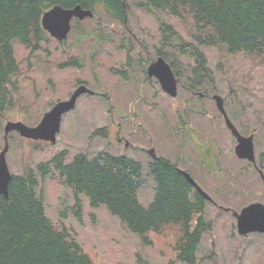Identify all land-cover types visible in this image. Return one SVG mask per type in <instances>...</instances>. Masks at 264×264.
<instances>
[{
    "label": "rangeland",
    "instance_id": "374dc122",
    "mask_svg": "<svg viewBox=\"0 0 264 264\" xmlns=\"http://www.w3.org/2000/svg\"><path fill=\"white\" fill-rule=\"evenodd\" d=\"M127 1L131 6L126 12V24L111 17H100L98 13L81 20L72 19L68 36L62 43L49 40L32 54L28 48L13 43L15 56L21 64V75L19 89L12 97L14 106L0 114V151L6 136V162L11 174H19L27 167L34 169L60 150L67 151L68 160L79 151L89 155L102 151L131 157L142 164V182L137 196L139 202L147 206L153 198L152 179L147 173L151 159L141 149L151 146L157 155L173 160L176 149L183 146L187 151L179 149L178 153L192 161L184 162L191 168L182 166V169L190 172L203 191L211 195V187L219 184L209 183L213 174L207 172L206 164L200 162L198 144L190 136L186 137V142H181L178 136L169 135L171 126L167 125L174 128L190 124L195 129L197 141L211 144L212 151L218 153L220 167L228 163L237 169L238 164L232 163L235 162L232 160L235 156L234 137L229 134L211 101V95L216 93L224 99V107L232 123L245 135L254 132L255 152H264V64L255 56L226 54L218 47H205L203 50L213 80L208 82L210 79H205L203 84L193 86L195 93L203 92L204 96L194 94L191 97L182 87L189 82L181 77L177 95L172 98L161 91L154 77L147 81L143 73L156 58L155 50L162 37V21L172 25L182 40L188 42L191 41L190 35L183 21L189 18L180 21L159 10L136 8L133 3L137 0ZM97 27L108 39L93 38ZM92 31L95 34L90 38L88 33ZM178 50L176 46L167 52L171 59H176L173 69L179 74L187 71L190 75L195 59ZM72 60L80 66L67 63ZM167 63L170 65L169 61ZM78 79L93 89L94 95L78 98L74 108L62 115L54 143L27 139L15 130L5 134L3 130L7 121L19 120L28 126L36 125L51 104L68 98ZM183 101L190 102L186 104ZM195 101L204 104L198 107L193 103ZM190 105L201 113L185 117L184 112ZM176 110L178 113L175 115ZM165 111L171 114L166 116ZM101 128L107 132H104L105 137L92 135ZM134 131L136 135H133ZM118 137L127 139L133 147L129 144L125 148L124 141H118ZM36 177V191L43 197L47 216L55 225H64L71 232L93 264H137V253L149 264H182L174 261L170 237L150 232L146 234L150 241L147 243L110 213L105 205L93 207L84 196H81L82 211L78 219L72 212V191L62 184L57 173L52 170L42 179L38 174ZM247 185L248 192L244 198H236V194L228 191L216 200L217 204L230 208L229 212H239L249 202H264V187L258 183L255 174L248 178ZM229 212L206 201L204 215L215 223L201 239L199 263L213 264L215 260L218 264H235L227 244L236 247L240 242L236 260L239 264H258V260L264 264V233H250L245 239L229 235L230 240L227 241L224 234L236 226L235 217ZM210 254L213 259L208 258Z\"/></svg>",
    "mask_w": 264,
    "mask_h": 264
},
{
    "label": "trees",
    "instance_id": "16d2710c",
    "mask_svg": "<svg viewBox=\"0 0 264 264\" xmlns=\"http://www.w3.org/2000/svg\"><path fill=\"white\" fill-rule=\"evenodd\" d=\"M133 4L146 11H162L180 21L189 18L183 23L191 41L182 40L172 25L162 21V37L155 51L170 62L176 77L184 78L194 87L205 79L213 80L205 47H218L226 54L255 56L264 64V0H137ZM55 5L64 8L80 5L90 9L93 15L99 13L100 17H111L122 24H126L131 6L127 0H0V114L14 106L13 93L19 89L21 64L13 43L28 48L32 54L42 44L55 40L41 25L42 14ZM101 31L97 27L96 34L94 31L88 34L90 38L95 34V39H108ZM176 46L180 53H189L195 59L190 75L173 69L176 59H171L168 53ZM104 132L105 128L96 129L92 135L105 137ZM212 154L218 155L211 149L208 155ZM175 165L162 156L147 165L153 186V198L147 206L137 196L142 164L125 155L102 151L89 155L79 151L68 160L67 151L60 150L34 169L27 167L19 174H11L7 197L0 195V264H93L71 232L64 225H55L46 214L43 197L36 191V176L42 179L52 170L71 189L72 212L76 218H81V196H84L93 207L105 205L147 243L150 241L146 234L150 232L170 237L175 262L200 264L201 239L215 222L204 215V197ZM217 192L224 194L227 189L221 186ZM235 227L224 234L227 241L229 235L241 236ZM227 245L233 255L232 263L239 264L236 260L240 242L236 247ZM211 255L209 259H213ZM257 263L261 264V260ZM137 264L149 263L137 253ZM213 264L218 263L213 260Z\"/></svg>",
    "mask_w": 264,
    "mask_h": 264
},
{
    "label": "water",
    "instance_id": "95a60500",
    "mask_svg": "<svg viewBox=\"0 0 264 264\" xmlns=\"http://www.w3.org/2000/svg\"><path fill=\"white\" fill-rule=\"evenodd\" d=\"M93 15L90 9H84L80 5H75L70 8H64L55 5L45 11L41 16V25L50 36L57 40L66 38L70 29V19L75 17L83 19ZM149 76H155L159 81L161 88L170 96L176 95V80L170 66L162 57L150 63L147 68ZM90 92L84 85L78 86L66 100H60L45 113H43L39 122L34 126H28L22 121H7L4 127V132L7 134L11 130H15L20 136L33 139L44 140L54 143L56 134L60 129L61 117L64 113L72 109L75 105L77 97L84 93ZM216 102V107L222 112L226 126L230 129L236 138V145L234 146L235 154L240 158L253 159V141L252 135L242 136L236 130L232 122L229 120L223 106V98L215 94L213 96ZM0 151V195L7 197L8 183L10 180V171L6 163V152L8 150V143L6 141ZM181 174L186 178L188 183L192 185L195 190L206 199L210 197L200 188L195 180L185 170H180ZM236 219V230L239 235H246L250 232L264 233V206L261 203H250L239 212H233Z\"/></svg>",
    "mask_w": 264,
    "mask_h": 264
},
{
    "label": "flooded vegetation",
    "instance_id": "af4514ba",
    "mask_svg": "<svg viewBox=\"0 0 264 264\" xmlns=\"http://www.w3.org/2000/svg\"><path fill=\"white\" fill-rule=\"evenodd\" d=\"M158 57H162L161 55H159V54H157L156 55V58L155 59H157ZM154 59V60H155ZM154 60H151V62H153ZM71 62V63H70ZM150 62V63H151ZM69 65L70 64H72V65H76V66H80V64L78 63V62H76L75 60H72V61H68L67 62ZM149 63V64H150ZM148 67V66H147ZM171 67V66H170ZM172 69V68H171ZM173 71V70H172ZM145 76V79L147 80V81H150V79H152L153 77H150V76H148V74H147V68L145 69V73H143ZM173 74H174V72H173ZM174 77L176 78V80H177V85H178V83L180 82V80H179V78L178 77H176V75L174 74ZM156 79V78H155ZM81 85H84L86 88H88L90 91H92V93H90V92H84V93H82V94H80L79 96H78V98H80V97H82V96H93L94 95V90L93 89H91L85 82H83V80H80V79H78L77 81H76V83H75V87H74V89H76L78 86H81ZM182 87H184V89H185V91H187V92H189L190 93V95H191V97H193V95L194 94H198L199 96H202L203 94V92H197V93H195V88H193V86L191 85V84H189V85H185V86H182ZM73 89V90H74ZM73 92V91H72ZM71 92V93H72ZM71 93L69 94V96H68V98L70 97V95H71ZM215 94V93H214ZM214 94H212L211 95V98H212V102H214V104H215V107H216V102H215V100H214V98H213V96H214ZM204 96V95H203ZM206 96V95H205ZM176 97V96H175ZM67 98V99H68ZM77 98V99H78ZM65 100V99H64ZM57 102V101H56ZM183 102H185L186 104H188L190 101H183ZM182 102V103H183ZM170 103H177L176 101L175 102H170ZM193 103H195L196 105H199L198 107H201V105L200 104H204L203 102H201V101H195V102H193ZM223 106H224V99H223ZM216 109H217V111L219 112V114H220V117L223 119V121H224V117H223V115H222V112H220V110L216 107ZM224 110H225V112H226V109H225V107H224ZM71 111V110H70ZM70 111H68V112H70ZM68 112H66V113H68ZM197 112H200L201 113V111H197L196 109L194 110V107L192 106V105H190V107H189V109L186 111V112H184V115H185V117H190L191 116V114H193V116L195 115V114H198ZM165 113H166V116H167V114H171V112H166L165 111ZM178 113V111L176 110L175 112H174V114L176 115ZM188 114V115H187ZM226 115L228 116V114H227V112H226ZM132 118H134V114L132 115ZM229 118V117H228ZM229 120H230V118H229ZM231 121V120H230ZM168 122V121H167ZM232 122V121H231ZM167 124V123H166ZM233 124V123H232ZM234 125V124H233ZM169 126H171V128L169 127ZM195 126V125H194ZM226 126V125H225ZM167 127H169L168 128V134L169 135H171V136H173V135H176V136H178L180 139H182L181 140V142L183 141V142H186V137L187 136H190V137H192V139H193V141L195 142V143H197L198 144V148H199V152H198V154H199V156H200V162L201 163H204V164H206V166L208 167L207 168V172H209L211 175L213 174V178H212V180H211V182H209V183H214V182H217V184H219V185H214V186H212L211 188H212V191H213V193L211 192V197H210V199H206L205 197H204V199L206 200V201H208L209 203H211V204H213V205H215V206H217V208H219V209H221V210H223L224 212H226V213H228L229 212V209L230 208H228V207H222V206H220V204L218 205L217 204V201L216 200H219V198H221L222 197V195H223V193H221V192H217L219 189H221V186H224L226 189H227V192L228 191H231V193H233V194H236L234 197H236V198H239V196L240 197H245L246 195V192H248L247 191V188L249 187L248 185H247V181H248V178H251V177H253V175L255 174V178H256V180L258 181V183H260V184H262L263 185V187H264V152H263V150H261V152L260 153H258V152H255V148H254V132H251V133H249V134H247V135H245V134H243V133H241L237 128H236V126L234 125V127L236 128V130L239 132V134H241L242 136H249V135H252V141H253V159L252 160H249V159H247V158H240V157H238L236 154H235V151H234V149H233V151H234V158L232 159L233 161H235V162H232V163H237L238 164V168L237 169H234L232 166H230L228 163H226L223 167H220L219 165V167H217L216 166V162H217V164H218V158L220 157V156H216L215 157V155H208L209 153H210V151H211V144H209V143H205V142H201L200 141V143L197 141V137H196V134H194V132H195V129L193 128V127H190V124L189 125H187V124H185V125H177V127H172V125L171 124H168L167 125ZM226 128L228 129V131H229V134L232 136V137H234V140H235V144H236V138H235V136L232 134V132L230 131V129L226 126ZM183 129H184V131H183ZM180 132V133H179ZM136 133L137 132H135L134 131V133H133V135H136ZM117 140L118 141H124L123 142V145H124V147L125 148H127V146L129 145V144H131V147H133V145H132V143H129L128 142V140L127 139H124V138H121V137H118L117 138ZM235 146V145H234ZM234 148V147H233ZM180 149V148H179ZM179 149L177 150L176 149V151H177V154L175 155V157H174V159L172 160L176 165H175V168L177 169V170H184V169H182L183 167L182 166H184L185 168H191L189 165H186L184 162H186V161H192L191 159L189 160V158H186L185 157V155H183V153H181V152H179L178 153V151H179ZM141 150H144L143 152H144V154H146L147 156H149L150 157V159L151 160H153V159H155V158H157V157H159L160 155H157L156 154V152H155V149L153 148V147H149L148 149H141ZM180 150H184V151H187V147H183L182 146V148L180 149ZM163 157V156H162ZM164 158V157H163ZM164 159H166V158H164ZM188 163H192V162H188ZM186 171V170H185ZM186 172H188V171H186ZM189 174H190V172H188ZM191 175V174H190ZM192 176V175H191ZM216 178H218V179H220L221 181H223V182H220V181H217V179ZM250 184V183H249ZM251 187V186H250ZM262 187V188H263ZM236 188H238V190H236ZM250 203H261L263 206H264V202H261V201H252V202H249V203H247V204H250ZM247 204H245V205H247ZM244 205V206H245ZM242 208V207H241ZM225 209H227V210H225ZM233 210H231V212H229L231 215H234L233 214Z\"/></svg>",
    "mask_w": 264,
    "mask_h": 264
},
{
    "label": "bare ground",
    "instance_id": "6f19581e",
    "mask_svg": "<svg viewBox=\"0 0 264 264\" xmlns=\"http://www.w3.org/2000/svg\"><path fill=\"white\" fill-rule=\"evenodd\" d=\"M4 131V130H3ZM207 194V193H206ZM208 195V194H207ZM209 196V195H208Z\"/></svg>",
    "mask_w": 264,
    "mask_h": 264
}]
</instances>
